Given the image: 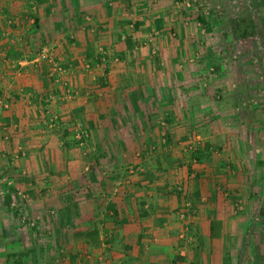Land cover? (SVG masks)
<instances>
[{"label": "crops", "instance_id": "0c3cea01", "mask_svg": "<svg viewBox=\"0 0 264 264\" xmlns=\"http://www.w3.org/2000/svg\"><path fill=\"white\" fill-rule=\"evenodd\" d=\"M187 17L174 0H0V264H240L252 226L264 239V114L233 65L205 77L213 35ZM47 110L90 137L65 151Z\"/></svg>", "mask_w": 264, "mask_h": 264}, {"label": "rangeland", "instance_id": "374dc122", "mask_svg": "<svg viewBox=\"0 0 264 264\" xmlns=\"http://www.w3.org/2000/svg\"><path fill=\"white\" fill-rule=\"evenodd\" d=\"M188 1L190 2L191 7L189 9L181 10L184 12V16L187 15L189 18H193V20H197L198 16L204 18V20L208 24V26L206 25L208 28L207 30L208 33L213 35L212 36L213 45L211 44L210 47L208 46V48H211L213 52L212 54L208 52V54L209 56H211V58L215 60L214 62L216 63V66H213L215 72L219 74V77L220 76L233 77V71L230 69V65H233L235 69L234 77H250L249 78L250 89H248L249 93H252V96H250L249 98L250 109H256L258 108L259 105V107H261L260 110H262L260 113L264 114V0H188ZM193 20L191 21L189 20V22L192 23L194 22ZM249 21H252L256 25L257 27L256 34L248 39L239 38L240 33L238 27L244 26L245 23L246 22L248 23ZM209 42H210L209 39H206V43ZM217 68H218V72H217ZM209 74L210 73L208 71L205 77H209ZM63 121H64L63 119L59 118L57 122L58 123L60 122V128L59 127L58 128L61 129L62 126L66 130H68L67 126L64 125H68L65 124V122L66 123L69 122L66 120L64 122ZM55 125L51 127L50 123H48L46 126L41 124L42 131L46 133L48 130H52V131L53 129L58 130V128H56ZM68 127H70L68 131L70 134H72V139L74 141L77 142L84 141V139H82L83 135L81 134V131L83 130L82 126L79 125L72 126L70 124ZM44 135L47 136L46 134L42 133L41 137H43ZM73 136H75V138H73ZM72 139H71V145L73 144ZM95 143L97 145V143L99 142L96 141ZM110 152H112V150ZM93 153H95L94 156H97L99 152L93 151ZM127 164L125 168L124 166L122 168L124 171L129 172L135 170L133 168H129L132 164L131 165L130 163ZM84 178L87 180L88 177L86 176ZM84 178H82L80 181L79 179H77L75 183L76 184L78 182L82 183ZM128 180L129 179H127V181ZM90 194L92 196L97 195L96 193H90ZM86 195L87 194L85 193V191L83 192L82 189H80L78 192L75 191L73 195L70 194V196L69 195L68 196L64 195V196H66L65 199L67 200L71 199V202L74 200V198L75 199L78 198L79 202H82L83 200L81 199L83 197H86ZM3 196H4L3 194H0V204H2L0 206V209L2 208V206H4L3 205L4 200L2 199ZM11 209L14 210L16 208L11 207ZM240 210H237V212H239ZM256 211L257 214H255ZM256 211L254 212V215L257 218L260 217L264 218V208ZM3 212H4L3 210L2 212L0 210V217L9 216V214L12 213L11 211L10 213L9 211H5L4 213ZM29 216H26V213H24V211H22L21 213L20 212L15 213L14 217H16V222L15 224L13 223L15 225L13 226L15 227V231L18 229L20 230L26 228L23 235L24 240L22 239V241H24V245H26L28 249H31L34 252V250L37 249V247L33 245H35L34 243L35 241H37V239L36 237L33 238L34 237L33 231L36 230L37 225L33 226L32 224L31 225L28 224V220L31 221V218ZM262 228H264V226ZM189 232L191 231L189 230ZM259 233L260 232H258V227L252 226V234L249 239L250 240L249 244L251 245L250 248L248 247L249 245H245L247 247L243 248V244H244L243 241L236 243L237 253H239V257L244 255L242 258H239L240 264H264V257L262 256V253L264 251V239H259L258 236ZM31 243L33 245H31ZM37 244L40 245L39 246L40 250L38 249L40 253H43L42 251L44 247L46 246L48 247V245L50 244L59 246V244L57 245L56 243H49L46 240L38 241ZM95 244H99V242L96 241ZM245 250H249L248 253L250 252V254H248L247 252L245 253Z\"/></svg>", "mask_w": 264, "mask_h": 264}, {"label": "trees", "instance_id": "16d2710c", "mask_svg": "<svg viewBox=\"0 0 264 264\" xmlns=\"http://www.w3.org/2000/svg\"><path fill=\"white\" fill-rule=\"evenodd\" d=\"M199 19H200V22H202V24L204 23L205 25L208 26V24L206 23V21L204 20V18H199ZM256 28H257L256 25L252 21H249L248 23L246 22L244 26H239L238 27V30H239V33H240L239 38H241V39H248L250 37H253L256 34V30H257ZM83 131H85V130H83ZM81 134L83 135L82 136V139H85V140L88 139L89 135H88V132L87 131H85L84 134L81 131ZM73 137L75 138V136H73ZM61 138H62L61 139V142L63 143L64 150L69 149L72 145H79L82 142H84V141H78V142L77 141H74L72 139V134H70L69 131L66 130V129H64L63 135H62ZM70 139L73 140V144L72 145H71ZM195 157L198 159V161L201 160L199 156L196 155ZM89 236L98 237L99 236L98 230L97 229L94 230L92 233L89 234ZM95 237L93 239L94 241H95ZM12 256L14 257V259L17 258L16 257L17 255H12ZM16 264H22V263L18 260V263H16Z\"/></svg>", "mask_w": 264, "mask_h": 264}, {"label": "built area", "instance_id": "2783aa9c", "mask_svg": "<svg viewBox=\"0 0 264 264\" xmlns=\"http://www.w3.org/2000/svg\"><path fill=\"white\" fill-rule=\"evenodd\" d=\"M174 6H175L176 10L181 11L182 9H189L191 7V4H190V2L188 0H174ZM37 59L39 61L38 63H41V62H44V61L52 62L54 64V70L55 71H57L58 73H64L63 67L58 65V64H56V63H54V60H53L52 55H51L49 50H47V49L42 50L41 53L38 55ZM211 74L212 75L215 74V69L214 68L210 70V75ZM204 81L206 83L205 79H204ZM2 104H3V102L1 101L0 105H2ZM43 120H44L45 124L50 123V126L53 127L56 124L55 122H57L59 120V118L57 116L52 115L51 112H49L47 110L45 115H44V119ZM19 212L21 213V211H19Z\"/></svg>", "mask_w": 264, "mask_h": 264}]
</instances>
